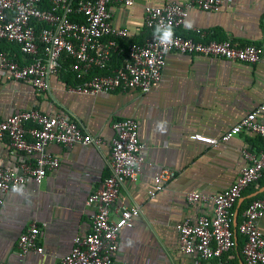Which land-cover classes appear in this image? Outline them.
I'll use <instances>...</instances> for the list:
<instances>
[{"label":"crops","instance_id":"crops-1","mask_svg":"<svg viewBox=\"0 0 264 264\" xmlns=\"http://www.w3.org/2000/svg\"><path fill=\"white\" fill-rule=\"evenodd\" d=\"M171 2L183 0H134L129 7L111 4L112 23L127 29L133 36L131 41L142 43L150 36L144 28V8ZM186 21L192 27L186 28L184 24L178 30L180 35L194 36L199 30L208 39L254 44L262 49L260 60L244 64L172 52L166 56L159 85L146 93H70L67 71L62 70L49 77L44 92L0 76V119L33 108L50 116L63 113L84 132L102 139L99 146L77 144L64 148L50 144L46 151L59 159V167L48 172L40 184L30 180L14 193L0 194V264L56 263L70 252L75 236L90 231L93 208L86 205V199L110 174L112 124L125 118L138 123L144 162L137 180L125 182L116 201L118 205L139 207L140 214L131 227L121 230L120 250L114 264L195 261L194 256L179 249L176 225L186 218L196 221L201 216H211L210 198L230 187L245 164L242 150L264 151V138L248 132H241L218 148L191 139L193 135L220 138L262 103L264 0H230L216 12L191 8ZM0 50L23 60L13 44L0 41ZM119 64L113 59L109 67L114 69ZM260 119L264 120V113ZM161 121L162 131L157 127ZM25 160V156L12 150L7 140L0 141L2 168H14ZM162 168L174 171L176 178L150 198L153 177ZM259 182L253 184V192L249 193L252 187H248L242 193L240 199L244 200L238 208L237 225L244 211L240 213L242 203L257 197L259 194L249 196L264 186H259ZM190 192H197L207 200L189 204L186 194ZM33 222L40 228L38 243L43 253H30L20 260L16 254L17 239ZM259 227L264 233V216ZM232 252L228 263L236 256L238 264H244L243 255L236 250L234 255Z\"/></svg>","mask_w":264,"mask_h":264},{"label":"built area","instance_id":"built-area-1","mask_svg":"<svg viewBox=\"0 0 264 264\" xmlns=\"http://www.w3.org/2000/svg\"><path fill=\"white\" fill-rule=\"evenodd\" d=\"M227 1L230 0H183L145 7L144 28L154 33L158 23L171 24L172 43L166 45L168 50L165 51V45H161L153 33L142 43L130 42L119 66L110 69V62L122 51L120 41H131L133 36L127 29L113 25L109 6L129 7L134 0H0V41L15 45L23 56L19 61L9 52L0 50V76L44 92L48 89L49 77L59 70L58 62L65 58L70 61L69 70L76 81L68 87L70 93H146L159 85L166 56L172 52L255 64L262 54L260 46L208 39L206 33L199 30L194 36L178 33L191 8L216 12ZM44 4L48 7H43ZM71 15L81 19L72 21ZM38 25H41L39 30ZM263 113L264 92L262 103L220 138L193 135L191 139L218 148L241 132L264 138V120L260 119ZM112 129L110 174L86 199V205L93 208L91 229L87 234L75 236L70 252L53 264H114L120 250L121 230L131 227L140 214L137 206L116 203L123 184L137 180L144 162L138 123L132 118L120 119L112 124ZM4 139L26 160L11 169L0 166V194L14 193L30 180L40 184L48 172L57 169L59 159L46 151L50 144L64 148L102 144L101 137L84 132L69 115L50 116L34 108L0 119V141ZM242 157L245 164L237 179L210 198L211 216H201L196 221L186 218L176 225L179 249L195 257L192 264H229L231 252L236 248L233 209L244 190L258 183L264 173V151L244 148ZM175 178L174 171L160 169L153 177L149 197H156ZM206 200L197 192L186 194L189 204ZM263 216L264 193L245 208L236 228L245 240L244 264H264V233L259 227ZM39 234L40 228L33 222L18 237L16 254L20 260L30 253H43L38 243Z\"/></svg>","mask_w":264,"mask_h":264},{"label":"trees","instance_id":"trees-1","mask_svg":"<svg viewBox=\"0 0 264 264\" xmlns=\"http://www.w3.org/2000/svg\"><path fill=\"white\" fill-rule=\"evenodd\" d=\"M43 7H48L47 6V4H44L43 5ZM81 18L79 17V16H76V15H71L70 16V20H72V21H79ZM41 28V25H38V30ZM146 29V28H145ZM147 30V29H146ZM149 32H150V35L153 33V32H151L150 30H148ZM130 42H135V41H120V44H121V46H122V51H121V53H120V55L119 56H116L115 58H113V59H116V61H118V62H121L122 61V59L124 58V52H125V50H126V47H127V45L130 43ZM137 43V42H136ZM112 59V60H113ZM69 65H70V61L68 60V59H65V58H62V60L60 61V62H58V66H59V70L61 71H67V73H66V75L68 76V79H67V82L70 84V85H72V84H75L76 83V81H75V79H74V75L71 73V71L69 70ZM71 82H72V84H71ZM68 84V85H69ZM264 176V175H263ZM262 185H264V178H263V180H261L260 182H259V186H262ZM250 187H252L251 189H249V193H251V192H253L254 190H255V188H254V186L253 185H251ZM263 195V193H261V194H259L257 197H254V198H251V199H248V200H246L244 203H242V205H241V209H240V213H241V211H243V210H245V208L254 200V199H256V198H259V197H261ZM243 207V208H242ZM233 211H234V209H233ZM238 225H239V223H238ZM232 229H233V227H232ZM236 237H237V240H236V248L234 249V251L236 250L241 256H242V249H243V245H244V243H245V240H244V238L241 236V235H239L238 233L236 234ZM232 252V255H234V253L235 252ZM229 264H238V262L236 261V256L234 257V261H232V262H230Z\"/></svg>","mask_w":264,"mask_h":264},{"label":"clouds","instance_id":"clouds-1","mask_svg":"<svg viewBox=\"0 0 264 264\" xmlns=\"http://www.w3.org/2000/svg\"><path fill=\"white\" fill-rule=\"evenodd\" d=\"M186 28H191L192 24L190 22L185 23ZM154 37L157 39V41H159V43L161 45H165L164 50L167 51L168 48L166 47V45H169L172 43V38L174 36V30L171 26V24H165L163 22L158 23L155 27H154ZM157 127L159 130H163L164 128V122H158Z\"/></svg>","mask_w":264,"mask_h":264},{"label":"water","instance_id":"water-1","mask_svg":"<svg viewBox=\"0 0 264 264\" xmlns=\"http://www.w3.org/2000/svg\"><path fill=\"white\" fill-rule=\"evenodd\" d=\"M264 192V186L261 187L257 192H255L254 194H252L251 196L249 197H254L260 193H263ZM244 200V198H241L238 205H237V209L235 210V214L233 216V228H234V239L236 240V234H237V231H236V228H237V214H238V208L240 207V204L241 202Z\"/></svg>","mask_w":264,"mask_h":264}]
</instances>
